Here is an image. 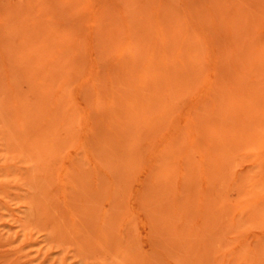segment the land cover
<instances>
[{"label":"rangeland","instance_id":"374dc122","mask_svg":"<svg viewBox=\"0 0 264 264\" xmlns=\"http://www.w3.org/2000/svg\"><path fill=\"white\" fill-rule=\"evenodd\" d=\"M0 264H264V0H0Z\"/></svg>","mask_w":264,"mask_h":264}]
</instances>
